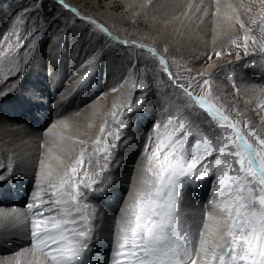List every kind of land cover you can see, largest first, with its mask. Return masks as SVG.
<instances>
[{"label":"snow or ice","instance_id":"6c2138e0","mask_svg":"<svg viewBox=\"0 0 264 264\" xmlns=\"http://www.w3.org/2000/svg\"><path fill=\"white\" fill-rule=\"evenodd\" d=\"M62 6L91 26L87 31L93 38L101 36L98 48L81 65L85 71L78 83L85 86L105 49L111 48L103 37L113 41L116 38L97 20L69 5ZM22 17L23 13L13 20L11 34L16 42L7 45L8 51L23 47L21 41L29 37L31 45L39 35L35 26L25 36L19 34L16 25L25 22ZM237 22L245 27L243 22ZM260 31L264 32V23ZM245 32L243 47L248 55L249 40L253 44L256 40L248 34L250 29ZM116 42L128 51L123 56L126 63L120 65V82L111 91L127 86L129 97L123 104L113 106L111 128L105 121L93 141V153L86 158L87 150H82L55 182L50 179L51 171L44 172L41 179L48 182L46 195L37 192L27 203V211L13 208L10 213L0 212V223L24 225L32 247L46 257L45 264H89L96 218L89 196L105 191L107 178L103 174L109 169L131 114L143 107L153 83L157 88L166 84L172 89L168 99L174 113L165 107L164 112L169 114L152 126L144 146L146 164L139 184L129 193L117 220L111 264H264V137L249 122L241 124L230 117L213 96L209 75L200 74L202 83L191 77L187 86L173 76L165 59L167 48L128 40ZM232 43L240 46L236 40ZM120 51L117 49V54ZM6 55V51H0V58ZM215 55L219 57L221 52ZM250 66L255 67L251 61L242 65L245 69ZM14 71L18 73L19 67ZM260 71L264 72V63ZM161 74L167 76V81ZM228 78L235 86L234 77ZM194 81L200 83L199 95L190 91ZM135 91L140 92L138 97L132 96ZM6 94L0 90V97ZM197 109L203 111L204 122L215 124L219 131L213 128L212 134H207L198 119H193L200 115ZM85 163L97 171L91 175L84 171L77 180ZM12 172L11 164L0 166V181ZM204 181L212 186L210 203L220 216L206 213L202 225L193 227L184 208L186 189ZM221 223L225 225L223 230Z\"/></svg>","mask_w":264,"mask_h":264},{"label":"rangeland","instance_id":"374dc122","mask_svg":"<svg viewBox=\"0 0 264 264\" xmlns=\"http://www.w3.org/2000/svg\"><path fill=\"white\" fill-rule=\"evenodd\" d=\"M224 1L225 0H210L207 4L191 1L192 5L187 8V0H0V51L7 52L6 56L0 58V88L6 85L9 86L10 83H15V81L17 82L18 77L24 73L23 65L26 62L39 60L35 65V69L40 70L41 74L38 73V76L36 74H30L31 76L28 81H33V83L37 85L36 89H39L38 92H40L39 83L42 87L48 89V93L44 96L45 98L40 97L43 99V105L37 104L38 107L31 108L33 104L28 106L24 104L23 106L19 105V107L22 109L20 111L21 113L25 112L30 114L28 109L29 111L35 109L36 111H47V116L44 117V112H41L43 117H35V119L39 120V122L37 121V125L26 122L25 124L27 125L28 131L29 129L36 131L41 128L44 130H51L53 128L55 122V101L53 98L60 95L67 86L73 89H84V91L89 94L87 101L80 105L81 110L86 111L89 105L91 106L96 103L102 105L103 109L110 108L113 110L114 105L123 104L125 99L129 97L127 86L120 87L118 91H111V89L120 82V65L122 62L126 63V61H123V56L128 51V49H125L122 44L116 41L128 40L150 47H157L158 49L167 48L168 51L165 54V59L168 61L171 73L182 82H185L186 86V82L191 77H196L197 81L202 83L200 74L204 73L209 75L211 77L213 96L218 98L219 103L223 104L225 111L230 117L233 120L241 121V124H243L244 121L249 122L250 126L255 129L258 135L264 137V107H261V101L263 102L262 105H264V86L260 84V87H258L260 90H263V97L260 99L255 98L250 101L247 97L246 90H250L251 88L250 91L256 94L257 92L253 90L254 88L249 87L251 85L255 87L256 83L253 81L250 83L247 79L250 74L248 72L249 67L247 69L242 67V65L249 61L253 62L255 65L252 69H257L258 64L262 65V63H264V48L261 47V45H264V32L260 31L261 24L264 23V20H262V18H264V1L258 3L257 0H230V3L228 1L226 2V4L229 3L230 8L224 6ZM177 3L179 5L182 3L185 6L182 10L173 14L172 18L184 15L185 13H187L189 17H194L196 26L201 27L203 33L202 43L197 44L191 41H182L183 44L178 45V42L168 43L159 36L161 30L159 27H161L163 23L168 22L169 19L167 15L170 14V11H175L174 7ZM64 4L76 9L81 15L87 16L89 19L97 20L108 29L112 37L116 38V41H113L109 38L107 39V36L103 37V39L109 40L111 48L105 49L104 57L96 65L90 82L85 86H80L79 83H77L78 86L72 85L84 74L85 69H83L81 65L84 63L86 56L91 55L94 50L98 48L101 42V36L97 35L96 38H93L87 31L91 26L84 25V22L77 18L76 20L79 22L72 23L67 14L70 11L62 6ZM197 6L200 7V13L196 10L197 14H190V12L195 11L192 9H195ZM21 13H23L22 19L25 22L16 25L19 34L23 37L26 33L31 32L35 26L39 29V35L31 45L28 43V39H31V37H29L21 41L22 45H24L23 47L8 51L7 45L9 43L14 45L16 42L15 36L11 34L13 20ZM237 21L243 22L245 27L241 28L240 23ZM206 23H208V25H206ZM225 23H229L230 26L233 27L235 34H232V36L226 40L222 37H219L217 40L213 39V32L217 33V28ZM210 29H214V31ZM246 29L251 30L248 34L256 40L255 44L252 43L251 39L249 40L248 55H245L243 47V37L246 34ZM218 33L221 34L219 31ZM5 36H9L10 39L6 41L4 39ZM233 40H236L237 44L240 46L237 47L234 45L232 43ZM117 49L121 50L119 54L116 52ZM58 52H60V54H58ZM216 52H221V55L217 57L215 55ZM237 53H239V59H237ZM61 54L65 55L67 59L69 58L72 61L76 60L79 65L74 64V67L71 66V61L68 59L64 65L65 68H63L60 65V57L58 59V67L61 72H57L58 80L53 82L52 77L56 73L54 55ZM71 55H75V58ZM16 57L20 58L19 62L21 65L17 63ZM209 57H211V59H209ZM52 58H54L53 62ZM14 65L19 67L20 71L18 73L15 71L13 72ZM108 72L112 74V79H114V81L111 80L109 86L107 82L109 78H106ZM230 75L234 77L235 86L233 81L228 78ZM70 76L73 77V79L68 83ZM161 76L167 81V76H163V74H161ZM24 78L25 77H23V80ZM44 81L47 82L44 83ZM149 82L151 83V74H149ZM11 87L9 89H11ZM49 87L54 89H50ZM190 91H193L197 95L201 94L200 83L194 81ZM171 92L172 89L167 87L166 84L161 85L159 88H157L154 83L152 84L151 90L148 92L145 100L146 103L144 102L142 108L131 114L128 126L123 129L124 135L121 137L120 141H118V147L114 150L109 169L104 173L110 174L112 179L117 169V166H114L117 162V155H120L121 152H127L123 162L129 164L128 173H125L126 178L125 174H122L120 180L116 182L117 185L121 187L120 200L116 207V211L119 214L121 213V208L125 205L129 193L134 188L137 172L143 169L146 164L144 146L148 141L153 124L163 121L169 114L163 111L165 107H168L169 111L174 113V106L168 99ZM139 95V91L132 93L133 97H138ZM7 100L11 102L12 107L17 108L18 99L7 96ZM36 100L37 99L34 97V101ZM147 107H150L153 116L152 118H148V122L143 128L145 131L144 136L141 139L135 138L137 139L136 142L128 133L132 128L136 130L138 126V117H136V113L141 112V110L145 111ZM152 108L155 109L152 110ZM78 111L79 110L75 111L71 109V115L75 116L79 114ZM121 111H123V109H121ZM196 111L199 112L200 115L198 118L193 117V119H198V122L201 123L203 130L207 134L211 135L213 128L219 131L215 124L209 125L204 122L205 115L202 110L197 109ZM4 116L7 117L2 118L3 122L5 124H10L11 122L9 120L12 119L11 114L8 113ZM58 117L59 116H56V119ZM107 122L109 128H111L112 115ZM21 125L23 124H18V126ZM130 134L132 133L130 132ZM251 142L254 144L256 143L254 139H251ZM85 148H87V146ZM93 148L94 147H91L90 150L89 148L87 149L86 158L93 153ZM131 148H133V150H128ZM132 151L133 153H131ZM130 153L131 157L128 158ZM84 166L81 167L77 180L83 176L85 170ZM113 166L115 168H113ZM86 169H88V167H86ZM88 172L89 175L94 173V171ZM105 177L107 178V176ZM115 178L116 176L112 179L111 184L115 183ZM206 184L208 187L203 182L196 187L189 186L186 189V196L184 199V203L189 201V199H191L189 190L192 191L193 198L200 201L197 215L200 216V220L202 221L206 213L212 214L209 208H205L208 204H206V202H208V197L207 200H204L205 196L202 195L204 191H208L209 194L212 193L211 184H209L208 181H206ZM32 185H35V183ZM32 188L31 186L28 187L29 190H32ZM13 197L15 198L14 200H16L15 202H21L20 207H23L25 203H23V199L16 191H14ZM4 205L5 204L0 201V207ZM184 208L186 212L189 211L185 206ZM213 216L219 218L220 214H213ZM96 219L97 218H95V220ZM95 220L94 225L96 226L98 219L97 221ZM7 246L8 245H5V248H7ZM7 255H5V257Z\"/></svg>","mask_w":264,"mask_h":264},{"label":"bare ground","instance_id":"6f19581e","mask_svg":"<svg viewBox=\"0 0 264 264\" xmlns=\"http://www.w3.org/2000/svg\"><path fill=\"white\" fill-rule=\"evenodd\" d=\"M191 1L207 4L210 0H187V8L192 5ZM227 1L230 3V0H225L223 2L224 6L226 8H230L229 3L226 4ZM257 1L260 3L264 0ZM184 6L185 5L182 3L180 5L178 3L175 5V11H170V14L167 15V18L169 19L168 22L163 23L162 26L159 27L161 29L159 36H161L168 43L178 42V45L183 44L184 41H191L200 44L203 40V33L201 27L196 26L194 17H189L188 14L185 13L184 15L172 18V15L177 11L182 10ZM192 10L195 11L190 12V14H197L196 10L200 13V7L198 6ZM67 14L69 15L72 23L79 22L71 12H68ZM208 23H206V25H208ZM84 25L87 26L86 23H84ZM210 30L214 31V29ZM218 31L221 32V34H219ZM232 34H235L233 27H231L229 23H225L217 28V33L213 32L212 38L217 40L219 37H222L226 40L230 38ZM106 38L108 39V37ZM58 54H60V52H58ZM71 56L75 58V55ZM54 57L56 73L53 75L52 81L56 82L58 80L57 72H61L58 67V59L61 57L60 65L65 68L64 65L69 58L67 59L66 56L62 54L54 55ZM19 59L20 58L16 57L17 63L20 64ZM53 59L54 58H52V62ZM38 61L39 60L26 62L23 65L24 73L18 77V81L10 83L9 86L6 85L5 87L3 86L0 88V90L7 93L5 96L0 97V166L8 167L9 164H11L13 168L12 174L8 176L7 179L0 181V201L5 204L0 207V212L3 213H10L13 208L27 211V203L32 201L37 192H39L42 196L46 195L48 182L41 179L43 173L51 171L52 176L50 179L55 182L64 173V171L70 167L82 150H87L88 148L90 150L91 147H94L93 141L98 135H100V128L104 125L105 121L110 119L113 111L110 108L103 109V106L98 103L91 106L89 105L86 111L81 110L80 105L87 101L89 94H87L84 89H73L70 86H67V88L60 95L53 98L55 101V122L53 124V128L51 130H44L41 128L36 131L29 129L28 131L27 125L25 124L26 122L37 125L39 120L35 119V117L39 118L43 117V115L44 117L47 116V111H36L35 109L29 111L28 108L27 109L30 114L25 112L21 113L20 111L22 109L19 107V105L23 106L24 104L27 106L33 104L31 105V108L38 107L37 104L42 106V98H45L44 96L48 93V89L42 87L40 83V92H38L39 89H36L37 85L33 83V81H28L31 76L30 74H36L37 76L38 73L41 74L40 70L35 69V65ZM70 61V65L73 67L74 64H78L76 60ZM252 67L253 66H250L248 68V72L250 74L247 79L250 83L252 81L256 83L255 87L253 85L249 87H253V90L257 93L255 94L250 91L251 88L250 90H246L247 97L250 101L255 98L260 99L263 97V90H260L258 87H260V84L261 86H264V73L260 71L261 65L258 64L257 69H252ZM16 68L17 65H14L13 72ZM107 75L109 76L106 77L109 78V80H107L109 86L111 80L114 81V79H112V74L110 72H108ZM23 77H25L24 80ZM72 79L73 77L70 76L68 83H70ZM79 79L76 80L72 86L77 85ZM46 82L47 81H44V83ZM10 87L11 89H9ZM52 87L49 88L54 89ZM7 96H12L18 100L21 98L17 103V108L11 106V102L7 100ZM34 97L37 99L36 101H34ZM262 103L263 102L261 101V105ZM155 108H152V110ZM71 109L75 111L79 110V114L72 116ZM41 112H44V114L41 115ZM8 113L11 114L12 119L9 120L11 123L5 124L2 118L7 117L4 115H7ZM56 116L59 117L56 119ZM152 116L153 114H151L150 107H147L145 111L141 110V112L136 113V117H138V126L136 130L133 128L130 130L132 134L128 131V134L132 136L135 141L144 136L145 131L143 128L148 122V118H152ZM19 123L23 125L18 126ZM86 146L87 148H85ZM128 150H133V148ZM131 153H133V151ZM131 153L128 155V158L131 157ZM126 154L127 152H121L120 155H117V162L114 164V166H117V169L114 176H112V179L116 176L114 180L115 183L111 184L112 179L110 174H103L108 178V180H106L105 191L102 194L89 196V200L92 203L95 201L93 204L95 205L96 218L98 219L94 228V239L91 244V251L93 254L92 256L89 254L95 261V264H108L109 262L111 263L112 260L111 254L114 250L117 220L121 215V213L119 214L116 211V207L120 200L121 189L116 182L117 180H120V176H122V174L128 173L129 164L123 162L126 158ZM42 161L43 165L41 164ZM114 166L113 168H115ZM86 167H88L87 164L84 166V171H97L94 166L88 167V169H86ZM142 173L143 169L137 172L134 187L138 186ZM34 183L35 185H32ZM30 186L31 188L33 186L32 190L28 189ZM14 191H16L23 199L22 201L25 203L23 207L15 204L16 200H14L15 198L13 197ZM191 192L192 191L189 190L191 199L184 203L186 209L189 210L187 212V218L192 222L193 227L201 226L202 220H200V216L197 215V212H199L200 201L194 199L193 193ZM202 195L205 196L204 200H207L208 197V202H206V204H208L205 208H209L212 215L220 214L218 211H213L210 203L213 198V194H209L208 191H204ZM97 219L95 221H97ZM224 227L225 225L221 224L220 230H223ZM0 240V255H2L0 256V264H45L46 257L32 247L31 237L28 234V229L24 225L12 224L11 222L0 223ZM5 245H8L7 248H5ZM5 255L7 256L5 257ZM106 258L109 260L106 261Z\"/></svg>","mask_w":264,"mask_h":264},{"label":"clouds","instance_id":"9594fccd","mask_svg":"<svg viewBox=\"0 0 264 264\" xmlns=\"http://www.w3.org/2000/svg\"><path fill=\"white\" fill-rule=\"evenodd\" d=\"M15 204H16V205H19V206L21 205V204H17V203H15Z\"/></svg>","mask_w":264,"mask_h":264}]
</instances>
